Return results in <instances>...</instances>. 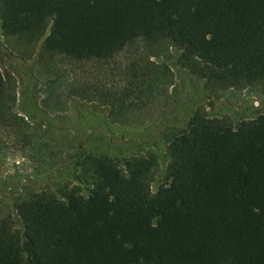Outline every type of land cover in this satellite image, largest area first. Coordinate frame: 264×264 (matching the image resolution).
Here are the masks:
<instances>
[{
	"label": "trees",
	"instance_id": "trees-1",
	"mask_svg": "<svg viewBox=\"0 0 264 264\" xmlns=\"http://www.w3.org/2000/svg\"><path fill=\"white\" fill-rule=\"evenodd\" d=\"M6 36L74 60L167 42L216 91L264 80V0H0ZM8 88L0 71V120ZM155 159L86 156L77 184L33 193L0 220V264H264V113H195Z\"/></svg>",
	"mask_w": 264,
	"mask_h": 264
},
{
	"label": "rangeland",
	"instance_id": "rangeland-1",
	"mask_svg": "<svg viewBox=\"0 0 264 264\" xmlns=\"http://www.w3.org/2000/svg\"><path fill=\"white\" fill-rule=\"evenodd\" d=\"M0 71L8 98L0 120V220L19 226L17 204L77 184L86 156L155 159L152 192L166 179L168 142L195 113L231 123L264 113V80L212 90L167 42L136 43L109 59L74 60L6 36Z\"/></svg>",
	"mask_w": 264,
	"mask_h": 264
}]
</instances>
